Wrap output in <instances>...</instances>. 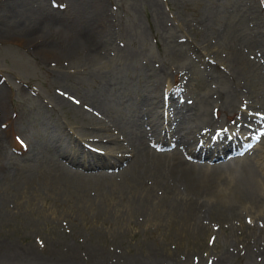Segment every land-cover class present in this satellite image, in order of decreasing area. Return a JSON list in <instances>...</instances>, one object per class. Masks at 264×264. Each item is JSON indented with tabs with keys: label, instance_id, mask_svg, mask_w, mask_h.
<instances>
[{
	"label": "rangeland",
	"instance_id": "obj_1",
	"mask_svg": "<svg viewBox=\"0 0 264 264\" xmlns=\"http://www.w3.org/2000/svg\"><path fill=\"white\" fill-rule=\"evenodd\" d=\"M254 22L261 24L259 30L264 29V0H0V87L3 88L0 96L4 99V103L0 102V131L5 133L3 146L0 144V241H13L20 248L12 254L0 252V264H106L115 257L119 262L113 261L121 264L127 260L144 263L140 259L142 251L135 245L137 239L149 235L154 242V237L159 234L156 227L146 230L145 221L135 220L119 191L116 192L117 210L98 216L96 209L83 207L75 196L77 201L58 195L46 178H40L37 186L28 183L32 174L26 171L31 172L32 166L41 169V163L51 156L64 161L59 157L51 133L54 125L60 122L73 127L75 117L74 109L63 105L60 97L88 103L89 108L104 115L110 122L108 125H115L117 129L127 114L129 129L134 121L131 102L138 103L146 95L151 84L147 81L148 76L160 71L167 73V78L158 80L161 89L169 84L166 88L169 90L180 79L181 73L185 79L189 78L190 99L198 105L199 92L217 94V90H228L230 81L226 69L232 67V50L238 44L245 45L252 35L250 28ZM201 33L213 40L217 55L202 53V45L192 44L197 45ZM89 34L93 35L101 56L95 47L88 45L76 47L68 57L58 55L64 49L63 45L72 40H84ZM142 68L146 70L140 74ZM110 76L121 77L123 84L130 83L132 89L124 90L120 85L119 89H114L110 82L104 85L103 80ZM99 88L104 93L102 114L90 105ZM178 102L182 103L181 100ZM235 105L239 111L245 109L238 98ZM229 107L228 103L225 110L222 107L217 112L210 110L209 115L219 122L214 126L217 133L220 131L217 124L232 121ZM158 108L167 118H173L171 123L164 122L165 129L173 130L176 123L183 124L187 119L189 123L206 119L200 111L201 106L197 111H176L160 103ZM185 112L186 117H180ZM236 116L237 112L233 117ZM79 124L84 127L82 122ZM128 129L125 134L130 137L132 132ZM11 139L16 141L15 147ZM81 142L84 146L79 144L80 151H96L91 139ZM75 144L72 139L71 146ZM172 148V144L162 147L165 150ZM194 160L204 161L198 157ZM118 168L120 166L107 168L108 174ZM202 176L198 181L209 182L211 179ZM240 214L241 219L247 215L255 216L253 211ZM115 226H123L128 231L126 242L132 243L119 251L124 258L118 255L116 248L105 250L108 261L103 262L64 259L66 251L50 249V245L58 241L84 243L97 230L108 234L107 240L111 241L109 232ZM136 231L138 236H134ZM31 246L34 249L30 252L27 248ZM240 246V252L232 255L229 264H264L262 257ZM78 252L90 251L77 248ZM165 254L169 263H214L210 257L213 252L202 247L190 253L194 259L189 262L175 260L171 253ZM197 257L199 260L196 261Z\"/></svg>",
	"mask_w": 264,
	"mask_h": 264
},
{
	"label": "bare ground",
	"instance_id": "obj_2",
	"mask_svg": "<svg viewBox=\"0 0 264 264\" xmlns=\"http://www.w3.org/2000/svg\"><path fill=\"white\" fill-rule=\"evenodd\" d=\"M241 24L244 25L243 22ZM258 24L255 22L251 24L254 25L250 28L252 35L246 40L245 45L238 44V47L232 50V67L226 69V77L228 76L230 81L228 90H217V94L198 91L200 96L198 105L197 102L194 104L191 102L192 90L187 86L189 78L185 79L181 73L180 79L176 80L177 83L169 90H166L169 84H165L161 89L158 80L161 77L167 78V73L160 71L148 76L147 81L151 84L146 95L142 94L144 97L138 103L136 101L130 103L134 121L129 129L126 125L129 122L127 114H123L126 119L122 125L118 124L117 129L115 125H108L110 123L107 121L108 118L89 108L88 103L85 104L77 98H72L71 102L60 97L63 105L74 109L75 117L73 127L60 122L54 125L51 133L59 150V157L65 162L54 159L53 156L44 159L41 169L37 170L32 166L31 172L26 171L27 174H32L28 183L37 186L40 178H46L50 188L55 189L58 195L71 201L77 198L76 201L83 207L96 209L98 216H106L117 210L116 192L119 191L120 197L126 201L135 220L138 218L140 222L145 221L143 225L146 226V230L156 227L155 230L160 237H154V242L149 235L137 239L135 245L142 251L143 256L140 259L144 263L139 262L140 260L138 262L127 260L124 261L125 264H204L169 263L165 254L168 252L171 256L174 255L175 260L189 262L194 259L190 253L200 247L213 252L214 255H209L213 258L212 264H229L232 255L238 254L236 252L241 249L240 244L242 248L264 259V29L259 30L261 24ZM205 35L201 33L197 42L195 41L197 45L192 44L196 47L202 45L201 48L204 49L202 53L217 55L213 40ZM92 36L89 34L84 40L68 42L69 44L63 45L64 49L58 55H62L61 58L68 57L73 49L82 45L92 46L93 49L95 47L94 50L98 51L97 43ZM98 52L101 56V52ZM145 70L146 68H142L140 74L145 73ZM108 82L116 89L122 86L124 90L132 89L130 83L123 84L119 76H110L103 80L104 85H108ZM155 83L157 85L154 86ZM119 92L122 94L123 90ZM97 93V96L91 99L90 105L100 110L102 114L101 98L104 93L101 88ZM196 95L193 94L194 97H197ZM237 98L245 109L239 111V108H236ZM2 99L0 96V102L4 103ZM179 100L182 103L178 102ZM160 103L176 111L188 109L197 111L201 106L203 109L200 111L206 119L196 123H189L187 119L183 124L176 123L173 130L165 129L164 122L171 123L173 118L170 120L166 113L160 112L158 108ZM228 103L232 110L230 115L232 121L228 124H217V128L220 129L217 133L214 126L219 122L214 116L209 115L210 110L217 112L220 107L225 110ZM3 106L5 108V105ZM236 112L238 116L233 117ZM185 115L186 112L180 117ZM9 124L12 125L13 122L10 121ZM127 129L132 132V136L128 137L129 135L125 134ZM252 129L260 132L258 143L248 146L242 156L233 154L229 156L227 153L238 149L240 140L253 136ZM0 133L1 144L5 133L2 131ZM230 133L232 135L229 137ZM72 139L76 142L74 147L71 146ZM82 139L94 141L91 144L96 151H80L79 144L84 146ZM12 141L15 147L16 141L14 139ZM169 144H172V149H162ZM156 146H159L158 149ZM194 157L203 158L204 161L196 162ZM116 166L120 168L108 174L107 168ZM202 175L211 178L209 182L198 181L202 179ZM205 197L207 199H203ZM244 211H253L255 216L247 215L250 217L241 219L240 212ZM109 234L112 235L111 241L107 240L108 234L97 230L92 232L84 243L58 241L50 245V249L53 247L56 251H66L63 253L64 259L82 258L103 262L108 259L105 250L116 248L118 255L124 258L119 251L124 246L128 248L132 245L126 242L128 231L123 226H115ZM134 236H138L137 231ZM77 248L90 252L79 254ZM18 249L19 246L13 241H0L1 253L12 254ZM27 249L31 252L34 248L31 246ZM145 257L147 259H142ZM113 260L118 261L117 257ZM113 260L106 264H121Z\"/></svg>",
	"mask_w": 264,
	"mask_h": 264
}]
</instances>
